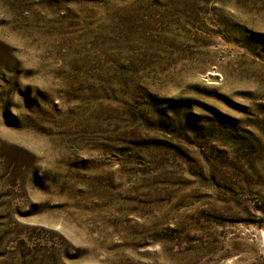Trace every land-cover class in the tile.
<instances>
[{
  "label": "rangeland",
  "instance_id": "obj_1",
  "mask_svg": "<svg viewBox=\"0 0 264 264\" xmlns=\"http://www.w3.org/2000/svg\"><path fill=\"white\" fill-rule=\"evenodd\" d=\"M0 264H264V0H0Z\"/></svg>",
  "mask_w": 264,
  "mask_h": 264
}]
</instances>
